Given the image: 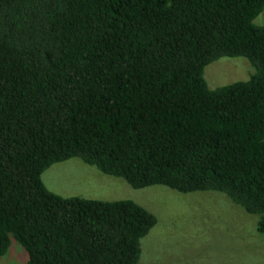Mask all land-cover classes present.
Listing matches in <instances>:
<instances>
[{
	"label": "trees",
	"instance_id": "trees-1",
	"mask_svg": "<svg viewBox=\"0 0 264 264\" xmlns=\"http://www.w3.org/2000/svg\"><path fill=\"white\" fill-rule=\"evenodd\" d=\"M263 10L0 0V256L16 240L26 264L139 263L157 215L49 189L44 171L73 157L134 188L224 193L264 234ZM223 57L254 71L211 88L205 68Z\"/></svg>",
	"mask_w": 264,
	"mask_h": 264
},
{
	"label": "rangeland",
	"instance_id": "rangeland-1",
	"mask_svg": "<svg viewBox=\"0 0 264 264\" xmlns=\"http://www.w3.org/2000/svg\"><path fill=\"white\" fill-rule=\"evenodd\" d=\"M254 22L264 24V10ZM253 71L244 57H223L205 68V78L215 88L245 80ZM43 180L63 196L133 199L155 213L158 223L142 239L138 264H264V234L257 228L256 215L224 193H181L165 185L134 188L79 157L52 164ZM24 250L13 240L0 264H26Z\"/></svg>",
	"mask_w": 264,
	"mask_h": 264
}]
</instances>
